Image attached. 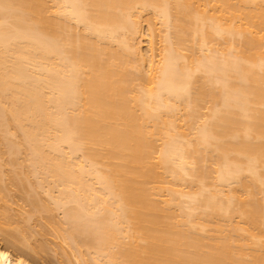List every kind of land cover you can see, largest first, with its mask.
Segmentation results:
<instances>
[{"label": "bare ground", "instance_id": "bare-ground-1", "mask_svg": "<svg viewBox=\"0 0 264 264\" xmlns=\"http://www.w3.org/2000/svg\"><path fill=\"white\" fill-rule=\"evenodd\" d=\"M143 11L164 27L154 42L150 14L146 56ZM247 176L264 187V0H0V264H71L68 247L74 264H264Z\"/></svg>", "mask_w": 264, "mask_h": 264}, {"label": "rangeland", "instance_id": "rangeland-1", "mask_svg": "<svg viewBox=\"0 0 264 264\" xmlns=\"http://www.w3.org/2000/svg\"><path fill=\"white\" fill-rule=\"evenodd\" d=\"M141 13H143V15L141 14V16L139 17V19H140L142 16H143L142 18H145L144 15H146V14H147V15H146V16H147L146 18H148V17L150 18L151 15H152L151 17H153V18L155 17V18H154V25H155V26H153V27H155V32H154V36H155L154 38H155V41H154V42H157V43L161 44V42H160V37H159V34H158V33L160 32V35L163 34V33H161V31L164 30V27H163V26H162V27L159 26L160 24H158V23H160V22H159L158 19H157L158 17L156 18L155 14L153 15L151 12L148 13V12L143 11V12H141ZM150 14H151V15H150ZM142 18H141V19H142ZM149 18H148V19H149ZM148 19H147V20H146V19H144V20H143V19H142V20H139L140 23H141L140 27H142V28H141V33H143V34H142V37L140 38V45H139V47H141V50H140V51L142 52V55H143V56H146V54H148V53H147V50H148V49H147V46H148V43H149V38L151 37V36H150V32H148V31H149V30H148V26H149V25H148L147 23H151L153 20H152V18H150L151 20L148 21ZM152 23H153V22H152ZM147 25H148V26H147ZM156 26H157V27H156ZM159 27H160V28H159ZM161 28H163V29H161ZM157 31H158V32H157ZM157 38H159V39H157ZM219 41H221V43H223V45H224V44H225V45L227 44V42H223V41H224L223 39H220ZM157 43H156V44H157ZM159 44H158V45H159ZM225 45H224V46H225ZM226 46H227V45H226ZM196 53H197V55H199V52H196ZM205 106H208V104L204 105V108L202 107L201 111H202V110H204L205 112L207 111V109L205 108ZM204 111H202V112H204ZM209 154L212 155L213 153H212V152H211V153L209 152ZM206 155L208 156V154H206ZM213 155H214V154H213ZM213 155L211 156L212 159H213V157H214ZM207 156H206V157H207ZM211 157L208 156V159L211 158ZM206 159H207V158H206ZM208 161H209V160H208ZM3 167H4V166H3ZM5 169L7 170L8 168L5 166V167H4V170H5ZM245 177H246V176H245ZM247 179H248V180H247ZM247 179L245 178V180H246L245 182H246V183L250 181V179L248 178V176H247ZM250 182H251V181H250ZM232 183L236 184L235 182H232ZM251 184H252V183H251ZM247 185H248V187L250 186L248 183H247ZM231 186H232V184H231ZM235 186H239V184H236ZM10 187H12V186L10 185ZM10 187H9V188H10ZM224 187H225V184H224ZM233 187H234V186H233ZM250 188H251V186H250ZM262 188H264V187H262ZM262 188H259V190L256 189V188H251V189H252L254 192H256V190H257L258 192H261V193H262V191H264V189H262ZM10 189H11V190H14V189H12V188H10ZM10 189H8L7 191H10ZM235 189H237V190H241L242 188L239 186V188H238V187H237V188L235 187ZM261 189H262V191H261ZM10 192H12V193H14V194L17 193V196H16V194H15V196L12 194L14 197L11 196V197H13V198L10 197L11 199H10L9 196L7 195V196H8L7 198H8L9 200H12V201H13V202L10 201V202H11L10 204H12V207H11L12 210L10 209V211L12 212V215H13V214L15 215L16 212L19 213V211H21V209L23 210V211H22L23 214H25V213L27 212V209H28V207H29V204L26 205V204H25L26 201H23L22 197H20V198H21V202L23 201L22 204H23L25 207L27 206V207L25 208L23 205H21V202H19L20 200H16V199L19 198V195H20V194H19L17 191L15 192V190H14V191H10ZM41 192H42V191H39V193H41ZM254 192H253V193H254ZM258 192L255 193V194H256V197L258 198V196H259V197L261 198V200H260V198H259V200H260L259 203H260V205L264 206V204H261L262 202H264V198H262V196H261L262 194L260 195V193L257 195ZM42 193H43V192H42ZM42 193H41V194H42ZM7 194H8V193H7ZM43 194H44L45 196L39 194V195H40L39 197H40V198H43V199L45 198V199L47 200L48 197L46 196L45 193H43ZM255 194L253 195L254 198H255ZM9 195H11V193H9ZM20 196H21V195H20ZM41 196H42V197H41ZM43 196H44V197H43ZM15 197H16V198H15ZM43 199H41V200H43ZM9 200H8V201H9ZM15 200H16V201H15ZM259 200H256V201L258 202ZM14 201H15V202H14ZM48 201H50L49 198H48L47 202H48ZM24 202H25V203H24ZM18 203H19V205H20L19 207H21L19 210H18L19 207H18V208H17V207H16V208L14 207V206H18ZM48 203L50 204L51 202H48ZM259 203H258V204H259ZM29 208H30V207H29ZM14 209H16V211H15ZM25 210H26V212L24 213ZM56 210H58V209H55L54 211H56ZM14 211H15V212H14ZM54 211H53V212H54ZM57 212H58V211H57ZM57 212H54V214H53V216H58L57 219H56V218H54V219H56V220L59 219V220H60L61 217H62V216H61V215H62V211L60 210V212H58V213H57ZM19 214H20V216H22V213H21V212H20ZM19 214H16V217H13V218H14V221H15V218H16V221H15V222L18 221V222L23 223V220H25V217H24V215H23L21 218L23 219V217H24V219L22 220L21 218H19V217H20V216H18ZM36 217H37V218H35V216H34V217H33L34 219H31V221L33 220L32 222H31V221H30L29 223L27 222V223H28L27 225L31 224V225H29L28 229L31 228V226L34 227L33 229H37L38 227H41V225L39 226L38 221H36V220H38L39 217H38V216H36ZM59 217H60V218H59ZM39 219L44 221V219H43V218L41 219V217H40ZM28 220H30V219H28ZM34 221L36 222V225H34V224H35ZM43 221H42V222H43ZM39 222H40V221H39ZM33 223H34V224H33ZM37 223H38V225H37ZM43 223H44V222H43ZM48 223H49V222H48ZM46 224H47V221H46ZM44 225H45V223H44ZM48 225H49V224H48ZM37 226H38V227H37ZM45 226H46V225H45ZM45 226H42V227H45ZM42 227H41V229H43ZM51 227L54 229V227H53L52 224H51ZM41 229H40L41 233H40V231H37V230H35V231H37L36 234L33 233V232H35V231H33V230H32V231H29V232H32L33 235H35V238H36L35 240H36V241L39 240V237L36 236L37 233L41 235V236L39 235V236H40V240H39L40 242H39V243L43 242V240H45V238H46V240H45L46 242H49V241H50L48 244H46V242L44 241V244H43L44 247H46L45 249H46V250L48 249V252H49V253H50V252L55 253V252H57V251H58L57 254L59 253V251L63 252L62 255L65 254V253H67V252H64V251L62 250V249H67V248H66V246L62 247V246H63L62 244H64V242H63V241H60V239H62V238L60 237L61 234L58 235V237H57V236H56V233H54V230H52L50 227H49L50 231H49V229L46 228V227L44 228V230H41ZM45 229H46V232H47V231H49V232L46 233V232H45ZM29 230H30V229H29ZM38 230H39V228H38ZM43 231H44V232H43ZM52 231H53V232H52ZM55 231H56V230H55ZM42 232H43V233H42ZM51 232H52V234H51ZM44 233H45V234H44ZM57 233H58V232H57ZM42 234H43V235H42ZM53 234H55V235H53ZM58 234H59V233H58ZM31 235H32V234L29 233V237H31ZM33 235H32V238H31L33 241H31L30 239H29V241H30L32 244H35V243H33V242H34V239H33L34 236H33ZM45 235H46V236H45ZM48 235H49V236L51 235V236L49 237ZM0 236H2V235L0 234ZM52 236H53V237H52ZM55 236H56V237H55ZM54 237H55L56 239H55ZM59 237H60V238H59ZM1 238H2V237H0V240H1L0 242H2L1 244H3L4 241H2ZM47 238H48L49 241L47 240ZM57 238H58V239H57ZM54 239H55V240H54ZM37 242H38V241H37ZM59 242H63V243H59ZM1 244H0V245H1ZM45 244H46V245H45ZM53 244H54V245H53ZM65 244H66V243H65ZM66 245H67V244H66ZM49 246H52L51 248H53V250H51ZM58 246H60L62 249H60V247L58 248ZM67 247H68V245H67ZM68 249H69V250H68ZM68 249H67V251H68L67 254H69V255H67V254H65V255L69 256V258H71L70 260L72 261L71 264H74L73 261H74V262H76V261H75V259H73L74 257H73L72 252H70L71 249H70L69 247H68ZM54 251H55V252H54ZM65 251H66V250H65ZM57 254H56V257H55V258H54L55 254H49V255H48V256H49L50 263H55L54 261H56V260H57V261H60V260L62 259V257H61V259L58 260V258H57ZM71 254H72V257L70 256ZM62 255H61V256H62ZM65 255H64V257H67V256H65ZM59 257H60V254H59ZM56 258H57V259H56ZM55 259H56V260H55ZM65 259H66V258H65ZM65 259H64V260H65ZM67 259H68V258H67ZM67 259H66V261H67ZM57 261H56V262H57ZM61 261H63V259H62ZM68 261H69V260H68ZM64 262H65V261H64ZM62 263H63V262H62ZM69 263H70V261H69ZM63 264H64V263H63ZM67 264H68V262H67Z\"/></svg>", "mask_w": 264, "mask_h": 264}]
</instances>
